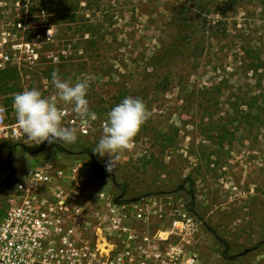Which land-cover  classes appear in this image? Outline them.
Here are the masks:
<instances>
[{"label":"rangeland","instance_id":"rangeland-1","mask_svg":"<svg viewBox=\"0 0 264 264\" xmlns=\"http://www.w3.org/2000/svg\"><path fill=\"white\" fill-rule=\"evenodd\" d=\"M204 1L183 41L187 31L178 34L172 22L187 0H83L77 20L49 15L41 0H0V37L7 32L4 48L19 70L9 96L31 88L54 95L56 71L72 84L89 81L86 99L97 116L92 138L78 134L63 144L70 152L28 139L0 141V209L7 197L1 184L26 161L41 160L31 155L90 170L83 146L98 142L115 105L139 97L151 115L132 149L112 173L108 157L98 156L97 175L112 199L125 184L122 199L143 206L150 221H179L185 251L202 264H264V114L246 121L241 113L246 95L264 106V0ZM170 43L178 46L163 80L144 92L152 57ZM0 103L16 121L13 105Z\"/></svg>","mask_w":264,"mask_h":264},{"label":"built area","instance_id":"built-area-1","mask_svg":"<svg viewBox=\"0 0 264 264\" xmlns=\"http://www.w3.org/2000/svg\"><path fill=\"white\" fill-rule=\"evenodd\" d=\"M6 34L0 71L16 64L4 48ZM61 108L67 111L62 126L92 138L94 121L84 124L71 108ZM25 139L0 103V141ZM44 156L31 155L41 160L13 171L0 209V264H202L171 229L150 221L143 206L115 202L83 164L58 166Z\"/></svg>","mask_w":264,"mask_h":264},{"label":"clouds","instance_id":"clouds-1","mask_svg":"<svg viewBox=\"0 0 264 264\" xmlns=\"http://www.w3.org/2000/svg\"><path fill=\"white\" fill-rule=\"evenodd\" d=\"M51 84L55 94L47 98L37 88L24 89L15 94L13 108L17 127L36 145L45 141L62 145L75 143L77 130L62 126L67 111L59 107L58 102L71 105V111L79 118L95 121L97 116L90 110L86 99L89 81L83 79L72 84L53 71ZM150 115L146 103L133 96L125 97L107 113V118L101 125L102 135L92 149L99 157H108L105 162L107 172L117 170L122 154L132 149L134 138Z\"/></svg>","mask_w":264,"mask_h":264},{"label":"trees","instance_id":"trees-1","mask_svg":"<svg viewBox=\"0 0 264 264\" xmlns=\"http://www.w3.org/2000/svg\"><path fill=\"white\" fill-rule=\"evenodd\" d=\"M83 0H41V7L49 15H57L61 19L67 20H77L79 19L80 13L78 9L80 7V3ZM185 4L180 6L176 11L172 24L176 27L174 28L176 32L183 33L188 29L192 30V25L195 17L200 13V10L206 8V3L204 0H187ZM86 2L90 5H94L100 0H86ZM190 30V31H191ZM192 32L183 33L181 39L184 41L185 39L191 36ZM178 44L170 43L167 47L163 49L162 56H153L150 64L152 65L153 71L148 75L144 82V92L149 90V87L152 85L159 84L163 80V70L169 68L172 57L176 52ZM19 79V70L16 65H12L9 68L0 71V99L2 98L6 106L13 105L14 96H9L10 94L16 92L17 88V80ZM246 98L241 100V104H244L245 109L241 110L242 116L246 121L250 119H260L261 115L264 114V106L260 104L259 96H252L251 98L246 95ZM3 103V102H2ZM44 143L51 145L59 152H70L64 145L60 143H48L45 141ZM97 143V142H96ZM96 143L92 144L89 142L87 145L83 146L82 152L86 153L90 159L89 168L92 172L99 174L103 168L98 163V155L94 154L92 149L95 147ZM13 147V146H12ZM39 151L33 152V154H38ZM13 175V171H11L5 181L1 184L3 187L7 188L11 178ZM122 193L117 195L114 198V201L117 203H124L127 200L122 199L123 194L126 191L125 184H121ZM225 256H228L227 251L224 252ZM230 258H236L235 255L229 256Z\"/></svg>","mask_w":264,"mask_h":264},{"label":"flooded vegetation","instance_id":"flooded-vegetation-1","mask_svg":"<svg viewBox=\"0 0 264 264\" xmlns=\"http://www.w3.org/2000/svg\"><path fill=\"white\" fill-rule=\"evenodd\" d=\"M158 223H160V225H163L164 227H167V228L171 229L170 232L177 234V235H178V236H177V237H178V240H179L180 242L183 241L184 237H183L182 227H179L177 222L166 223V222L160 221V222H158ZM174 226H175V230H174ZM194 238H195V237H194ZM194 244H195V245L197 244L196 239H194ZM192 245H193V244H192ZM195 245H194V247H195ZM195 248H196V247H195Z\"/></svg>","mask_w":264,"mask_h":264},{"label":"water","instance_id":"water-1","mask_svg":"<svg viewBox=\"0 0 264 264\" xmlns=\"http://www.w3.org/2000/svg\"><path fill=\"white\" fill-rule=\"evenodd\" d=\"M248 250H246L245 252H247Z\"/></svg>","mask_w":264,"mask_h":264}]
</instances>
